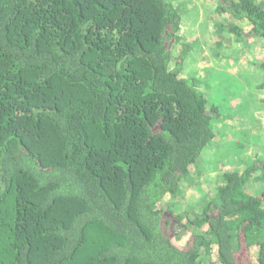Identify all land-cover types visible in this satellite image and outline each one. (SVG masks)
<instances>
[{"label": "trees", "instance_id": "16d2710c", "mask_svg": "<svg viewBox=\"0 0 264 264\" xmlns=\"http://www.w3.org/2000/svg\"><path fill=\"white\" fill-rule=\"evenodd\" d=\"M210 1L215 60L264 40V0ZM188 13L0 0V264H264V190H247L264 158L237 151L214 195L181 209L223 139L209 81L231 74L191 71L187 44L174 58Z\"/></svg>", "mask_w": 264, "mask_h": 264}, {"label": "rangeland", "instance_id": "374dc122", "mask_svg": "<svg viewBox=\"0 0 264 264\" xmlns=\"http://www.w3.org/2000/svg\"><path fill=\"white\" fill-rule=\"evenodd\" d=\"M176 1L186 3L190 13L186 14L183 31L180 33L181 38H178L181 48L176 45L173 50L174 58L181 54L182 44H187L186 57L190 64L189 69L198 72L200 77L210 74L212 69H218L221 77L224 71H231L225 82L209 81L210 102L218 106L223 115L214 124L223 139L219 137L214 143L217 149L205 151L199 164L201 174L195 182L185 184L181 209L187 210L193 205L202 204L205 196L214 195L216 175L225 165L238 163L234 155L237 151L245 155L244 163L251 162L252 157L254 161L258 160L256 158H264V88L262 87L264 79L257 63L264 61V40H256L250 49L242 52L241 46L232 41L229 49L234 57L215 60L211 50L215 42L214 29L211 27L213 21L209 19L213 12L211 1ZM225 39L226 43L230 41L227 36ZM196 40L199 42L197 43ZM231 155L235 159L230 158ZM247 190L253 195L259 194L264 190V185L251 182ZM183 243L184 239L179 241V244Z\"/></svg>", "mask_w": 264, "mask_h": 264}]
</instances>
